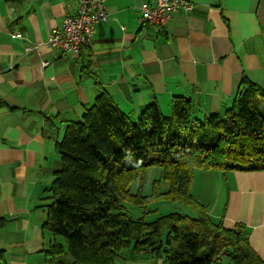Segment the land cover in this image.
Returning a JSON list of instances; mask_svg holds the SVG:
<instances>
[{"label": "crops", "instance_id": "1", "mask_svg": "<svg viewBox=\"0 0 264 264\" xmlns=\"http://www.w3.org/2000/svg\"><path fill=\"white\" fill-rule=\"evenodd\" d=\"M190 1L157 32L141 19L142 6L157 0H107L109 19L73 54L48 40L76 0H0V264H55L44 251L51 241L44 244L41 205L63 167L56 146L102 91L133 119L153 101L169 115L181 96L204 118L223 114L245 77L264 87V0ZM211 176L218 193L194 196L226 226H246L264 259V170ZM131 253L115 264H137Z\"/></svg>", "mask_w": 264, "mask_h": 264}, {"label": "trees", "instance_id": "2", "mask_svg": "<svg viewBox=\"0 0 264 264\" xmlns=\"http://www.w3.org/2000/svg\"><path fill=\"white\" fill-rule=\"evenodd\" d=\"M194 112L193 100L181 96L169 115L153 101L133 119L102 91L80 119L67 122L56 146L63 167L41 205L43 235L55 236L44 251L55 264H115L128 250L160 264H264L247 227L226 226L192 192L196 170H264V87L245 77L223 114ZM153 166L162 178L144 194ZM159 201L182 203L193 216L148 219ZM5 221L0 216V226Z\"/></svg>", "mask_w": 264, "mask_h": 264}, {"label": "built area", "instance_id": "3", "mask_svg": "<svg viewBox=\"0 0 264 264\" xmlns=\"http://www.w3.org/2000/svg\"><path fill=\"white\" fill-rule=\"evenodd\" d=\"M76 1V12L66 14L62 26L54 28L48 40V45L73 54H78L83 48L91 46L94 42L96 25L107 21L110 17L107 0ZM180 8L189 11L193 8V3L190 0H157L153 7L142 6L141 19L142 22L154 27L157 32H162ZM11 36L21 38L22 32L15 30ZM31 49L29 46L26 48L27 51ZM49 63L50 61H45L44 66Z\"/></svg>", "mask_w": 264, "mask_h": 264}, {"label": "rangeland", "instance_id": "4", "mask_svg": "<svg viewBox=\"0 0 264 264\" xmlns=\"http://www.w3.org/2000/svg\"><path fill=\"white\" fill-rule=\"evenodd\" d=\"M162 170L163 169L159 166H153L147 170L146 184L143 190L144 194L151 193L152 184L154 180L162 178ZM211 173H212V170H207V171L206 170H196L195 179L192 184V192L194 191V193L199 196L200 191H201L204 197H208V196L213 197L215 192L218 193L219 187L217 186V183L220 184L221 182L219 181V179L213 178L211 176ZM165 187H167V185L163 183L162 189H164ZM137 189H138V184L134 183L132 185V190L135 192L137 191ZM127 206H128V209L135 210V213L142 214L141 208H136L129 204H127ZM156 208H157L156 212L149 213V215H147L148 219H154L157 217L158 214H166L169 212H181V213H185V214H189L193 216L191 214V209L179 202L159 201V202L151 204V209H154L155 211ZM51 238L55 240V236L53 234H49L48 236H46V241L44 242V244L48 246ZM57 240H60L61 242H65L63 237H57ZM131 254H133V256L135 257L134 261H136L137 264H144L147 261L152 260L153 258L149 254H141V256H137L136 255L137 253L136 254L131 253ZM153 259H154L152 261L153 263L155 264L160 263V260H156L155 258ZM117 260L119 259L117 258Z\"/></svg>", "mask_w": 264, "mask_h": 264}]
</instances>
